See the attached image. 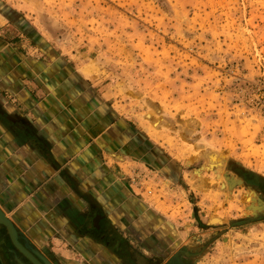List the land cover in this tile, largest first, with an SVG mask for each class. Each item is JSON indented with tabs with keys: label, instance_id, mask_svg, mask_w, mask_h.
I'll use <instances>...</instances> for the list:
<instances>
[{
	"label": "rangeland",
	"instance_id": "1",
	"mask_svg": "<svg viewBox=\"0 0 264 264\" xmlns=\"http://www.w3.org/2000/svg\"><path fill=\"white\" fill-rule=\"evenodd\" d=\"M1 1L183 162L184 156L191 160L195 136L202 147L193 166L209 163L204 150L221 152L224 173L256 175L255 194L261 195L264 0ZM147 113L161 121L159 129ZM184 127L193 134L186 135ZM213 168L202 180L187 175L168 195L187 206L181 210L194 225L193 245L203 246L191 256L194 263L264 264V214L250 209L243 196L253 184L225 188ZM206 181L216 188L211 198L199 189ZM2 232L0 226L6 250L11 243Z\"/></svg>",
	"mask_w": 264,
	"mask_h": 264
},
{
	"label": "crops",
	"instance_id": "2",
	"mask_svg": "<svg viewBox=\"0 0 264 264\" xmlns=\"http://www.w3.org/2000/svg\"><path fill=\"white\" fill-rule=\"evenodd\" d=\"M33 29L0 0V208L20 241L46 264H195L203 246L168 196L192 169Z\"/></svg>",
	"mask_w": 264,
	"mask_h": 264
},
{
	"label": "bare ground",
	"instance_id": "3",
	"mask_svg": "<svg viewBox=\"0 0 264 264\" xmlns=\"http://www.w3.org/2000/svg\"><path fill=\"white\" fill-rule=\"evenodd\" d=\"M148 104L151 107H153L158 113H160V109H158L157 107H154V105L151 102H149ZM145 118L150 123V125L152 127H154L155 129H159L160 124H161L160 120H157L151 113L145 114ZM164 122H165V124L168 125L169 124L168 122H171V120L169 118H167V120H165ZM183 130H185L186 135H192L193 134V131L189 127H184ZM195 140H196V137L193 136V138H192V140L190 142L191 143V147L193 149V151L191 153V161L187 162L188 156H184L183 157V160H185L184 163H185L186 167L187 168L191 167L192 173H194L193 179H195L196 176H197V177H199V180H202V176H201L202 171L204 172L206 169L214 167L216 169L215 177L218 178L220 181H222V180L226 181V183L228 184L229 189H232L236 185H242L243 182H246L241 177L240 178H235L234 176L227 175V174L224 173L223 166H224V161L226 160V157L224 156L223 153L218 152V151H205L204 150L205 153H204L203 158H207L208 157L209 158V163L206 162L205 164H203V167H199V166L195 167V166H193L194 163L199 161L198 154H197L196 150H198L199 148L202 147L201 145H197L195 143ZM235 164L233 166H236ZM243 174H245V173H243ZM223 186L224 187L226 186L225 183H223ZM249 187H250L251 193L245 192L243 194V196L245 197V200L250 205V209H252L253 211H255L257 209H260L262 214H264V181H263V186H261V188H260L261 195L259 197H256V194H255V188L256 187L254 188L253 185L252 186L250 185ZM218 220L219 219L216 218V219H213L212 222H218Z\"/></svg>",
	"mask_w": 264,
	"mask_h": 264
},
{
	"label": "water",
	"instance_id": "4",
	"mask_svg": "<svg viewBox=\"0 0 264 264\" xmlns=\"http://www.w3.org/2000/svg\"><path fill=\"white\" fill-rule=\"evenodd\" d=\"M215 170V168H213ZM5 212L0 208V226L3 227L13 245V247L18 250L21 255L28 259L32 264H46V260L39 255L34 256L32 254L33 250L30 249L27 245H24L20 239L17 229L13 225L12 221L5 216ZM10 223V224H9ZM42 261V262H41ZM18 263L24 264L22 261L18 260Z\"/></svg>",
	"mask_w": 264,
	"mask_h": 264
},
{
	"label": "flooded vegetation",
	"instance_id": "5",
	"mask_svg": "<svg viewBox=\"0 0 264 264\" xmlns=\"http://www.w3.org/2000/svg\"><path fill=\"white\" fill-rule=\"evenodd\" d=\"M11 249H12L11 251L8 248H6L5 250V239L0 240V255L1 258L3 259L2 261L3 264H20L18 263V260L22 261L24 264H32L28 261L27 258L22 256L14 247Z\"/></svg>",
	"mask_w": 264,
	"mask_h": 264
}]
</instances>
